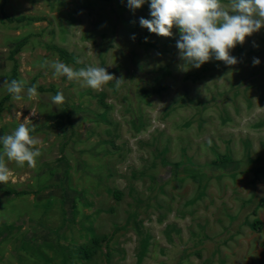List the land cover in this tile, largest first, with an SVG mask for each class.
<instances>
[{"label": "rangeland", "instance_id": "rangeland-1", "mask_svg": "<svg viewBox=\"0 0 264 264\" xmlns=\"http://www.w3.org/2000/svg\"><path fill=\"white\" fill-rule=\"evenodd\" d=\"M149 5L0 0V137L26 123L41 152L35 168L4 157L0 264H264V27L230 50L236 65L184 71L179 29L140 25ZM57 59L123 83L40 67Z\"/></svg>", "mask_w": 264, "mask_h": 264}, {"label": "clouds", "instance_id": "clouds-1", "mask_svg": "<svg viewBox=\"0 0 264 264\" xmlns=\"http://www.w3.org/2000/svg\"><path fill=\"white\" fill-rule=\"evenodd\" d=\"M145 3L146 0H127L128 8L133 11ZM149 7L151 19L141 17L140 25L162 37H172L173 28L179 29L176 47L183 61L180 67L184 71L198 69L212 58L223 61L227 66L236 65L238 60L230 55V50L237 44L242 45L246 37L264 27V0H230L228 8L222 5L221 0H150ZM259 63V59H253L254 65ZM49 66L54 70V77L64 76L94 90L101 89L110 81H115L118 89L124 80L108 73L105 67L87 66L76 70L58 59L51 63L44 60L40 65L41 68ZM4 87L14 101L23 98V80L5 81ZM26 92L28 99L36 97L37 86L27 87ZM65 99L62 92L51 96L57 106L62 105ZM24 120L30 121L28 118ZM33 130L26 123H20L11 134L0 137V145L3 146V153H0V183L7 184L10 175L4 157L16 161L20 167L25 162L29 167H36L41 152L34 147L38 141L30 135Z\"/></svg>", "mask_w": 264, "mask_h": 264}, {"label": "trees", "instance_id": "trees-1", "mask_svg": "<svg viewBox=\"0 0 264 264\" xmlns=\"http://www.w3.org/2000/svg\"><path fill=\"white\" fill-rule=\"evenodd\" d=\"M105 1H111V0H105ZM9 22H13V21H22V20H25L26 18H22V19H18V20H13V19H10V18H6ZM14 73H15V77L17 75V67L15 68L14 70Z\"/></svg>", "mask_w": 264, "mask_h": 264}]
</instances>
